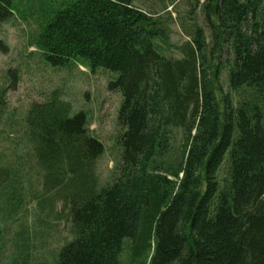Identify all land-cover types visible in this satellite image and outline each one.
Here are the masks:
<instances>
[{
	"label": "trees",
	"instance_id": "16d2710c",
	"mask_svg": "<svg viewBox=\"0 0 264 264\" xmlns=\"http://www.w3.org/2000/svg\"><path fill=\"white\" fill-rule=\"evenodd\" d=\"M135 1L63 0L33 40L55 68L81 63L117 75L108 88L121 95L124 133L113 180L100 185L104 145L87 114L72 115L54 93L24 120L42 191H27L21 172L0 165V226L29 199L40 221L68 214L72 238L54 264H121L126 245L129 264H264V0L205 7L213 50L229 54L236 101L220 87L222 64L209 65L203 29L169 56L167 27ZM13 15L14 0H0V23ZM30 243L26 227L15 233L22 264L33 258Z\"/></svg>",
	"mask_w": 264,
	"mask_h": 264
},
{
	"label": "rangeland",
	"instance_id": "374dc122",
	"mask_svg": "<svg viewBox=\"0 0 264 264\" xmlns=\"http://www.w3.org/2000/svg\"><path fill=\"white\" fill-rule=\"evenodd\" d=\"M62 2L14 0L13 17L0 23V40L9 47L7 54L0 53V165L21 172L28 184L27 191L31 186L34 193H41L42 178L39 170L35 169L32 146L24 130V120L34 104L46 102L55 93L71 104L72 115L79 111L87 114L92 135L104 145V152L96 164L100 185L113 180L124 133L117 121L121 95L108 88V83L117 75L102 69L94 72L81 63L69 68H55L33 46L40 19L59 9ZM207 3L208 0L135 1L142 10L156 14L167 27L171 45L169 56L180 57L177 48L189 41L188 34L197 28L203 29L209 43V65L222 64L220 87L224 95L228 94L236 101L238 98L229 90L227 81L228 51L224 48L219 54L213 50L214 39L205 9ZM175 134L176 145H179L181 132ZM38 208L36 201L28 199L23 210L24 216L20 212L14 222L0 226L4 230V238L0 243V264H22L13 242L15 233L23 227L29 232L31 241L29 255L33 258L29 264H42L44 261L54 264L57 250L71 240V223L67 213L63 212L59 220L54 217L40 221ZM60 208L61 204L58 210ZM48 229L47 237L40 238L39 232ZM41 241H44V247ZM150 256L151 253H148L143 260L147 261ZM130 261V249L126 245L120 262L129 264Z\"/></svg>",
	"mask_w": 264,
	"mask_h": 264
}]
</instances>
